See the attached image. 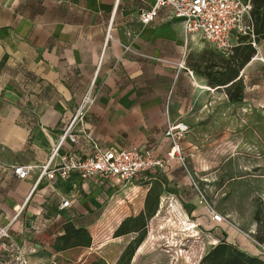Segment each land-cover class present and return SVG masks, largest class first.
<instances>
[{
  "label": "crops",
  "instance_id": "obj_1",
  "mask_svg": "<svg viewBox=\"0 0 264 264\" xmlns=\"http://www.w3.org/2000/svg\"><path fill=\"white\" fill-rule=\"evenodd\" d=\"M141 8L138 0H0V226L11 222L15 209L26 203L11 230L15 242L32 251V264H80L84 249L54 252V240L65 223H73L79 203L97 191L104 195L121 187L85 185L75 179L43 183L27 201L37 173L18 180L11 172L14 165L44 164L90 88L96 99L84 128L96 143L112 150L151 149L156 158H163L169 147L164 137L167 121L182 122L190 132L202 127L216 109H256L229 104L195 71L190 74L191 69L178 65L179 55L195 41L185 46L180 24L164 10L142 26ZM258 47L239 74L243 102H252L258 89L249 75L253 63L264 60V41ZM222 98L226 105H212ZM68 148L65 143L62 151ZM184 173L176 161L165 165L160 177L172 193L165 191L161 198L171 201L168 208L178 200L187 204L190 222L210 231L220 223L210 220L209 205L192 197ZM139 179L146 182L122 187L130 204H140L138 213L151 181L157 180L152 173ZM62 199L71 206L59 211ZM216 236L209 234L210 245ZM140 253L141 247L136 251Z\"/></svg>",
  "mask_w": 264,
  "mask_h": 264
},
{
  "label": "rangeland",
  "instance_id": "obj_2",
  "mask_svg": "<svg viewBox=\"0 0 264 264\" xmlns=\"http://www.w3.org/2000/svg\"><path fill=\"white\" fill-rule=\"evenodd\" d=\"M196 40L179 55L177 64L183 68L200 64L203 55L213 52L210 46ZM253 67L249 75L258 87L256 96L252 102L239 104L256 105V109L253 112L216 109L202 127L188 131L182 141L185 145L181 143L185 166L182 168L192 197L202 199L203 204L212 207L224 220L205 231L203 226L190 222L189 206L181 200L172 202L168 208L171 201L161 198L165 195L163 191L157 211L146 222L145 238L139 246L141 253L135 252L129 264H199L212 247L208 237L212 233L218 237L212 244L217 245L226 236V242L241 250L246 248L264 261L261 253L264 244L255 241L256 226L252 222L255 202L260 200L264 204V109L259 107L264 105V63L255 61ZM212 103L222 107L226 100L217 99ZM160 172L152 174L162 182ZM140 180L127 186L146 182ZM125 190L121 186L104 195L97 191L89 200L79 203L72 224L86 229L92 238L90 248L81 250L80 264H117L122 252L137 237L135 233L114 237L122 220L138 213L140 206L129 203L123 195Z\"/></svg>",
  "mask_w": 264,
  "mask_h": 264
},
{
  "label": "built area",
  "instance_id": "obj_3",
  "mask_svg": "<svg viewBox=\"0 0 264 264\" xmlns=\"http://www.w3.org/2000/svg\"><path fill=\"white\" fill-rule=\"evenodd\" d=\"M138 2L142 6L138 15L142 26H148L164 10L171 20L180 24L185 46L197 39L211 49L227 54L237 44L238 38L252 37L250 5L242 0ZM252 45L256 47L255 44ZM258 61L264 63L262 59ZM95 99L93 89L90 88L79 102L66 129L59 135L44 164L11 167L12 174L18 180H25L32 173H37L27 201L43 183L62 184L75 179L78 183L91 186L125 187L145 174L162 171L168 162L176 161L185 167L181 143L189 128L182 122L167 121L164 137L168 140L169 147L163 158L154 157L151 149L112 150L100 147L84 128L87 111ZM65 143L69 144V148L63 152ZM200 201L203 203L202 199ZM25 204L15 209L11 222L0 226V264H32L29 261L32 251L25 244L18 245L11 230L13 223L21 216ZM70 206L69 200L62 199L59 211L67 210ZM208 215L212 222L221 223L224 220L210 207ZM253 244L260 248L258 244ZM51 264L59 263L54 261Z\"/></svg>",
  "mask_w": 264,
  "mask_h": 264
},
{
  "label": "trees",
  "instance_id": "obj_4",
  "mask_svg": "<svg viewBox=\"0 0 264 264\" xmlns=\"http://www.w3.org/2000/svg\"><path fill=\"white\" fill-rule=\"evenodd\" d=\"M250 5V19L252 37L244 36L237 40L229 53H220L213 50L201 57V63L190 66V72L195 71L206 80L207 86L217 92H222L229 104H239L244 100V84L240 72L255 56L257 49L252 43L258 45L264 41V0H242ZM162 179V178H161ZM163 191L172 193L166 188V182L155 180L148 189L143 210L135 217H130L121 222L114 237H122L130 233L137 237L128 244L122 252L117 264H129L134 253L145 238L146 222L153 217L158 209L160 195ZM252 222L256 226L255 241L264 244V204L260 200L255 202ZM62 235L58 236L51 249L54 252H65L75 248L88 249L92 238L84 228L75 227L72 223L62 226ZM92 264H104L102 262ZM199 264H264V261L251 256L236 245L226 242L223 236L217 245H214L200 260Z\"/></svg>",
  "mask_w": 264,
  "mask_h": 264
}]
</instances>
